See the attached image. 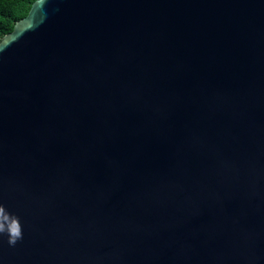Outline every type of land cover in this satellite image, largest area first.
<instances>
[{
  "label": "water",
  "instance_id": "water-1",
  "mask_svg": "<svg viewBox=\"0 0 264 264\" xmlns=\"http://www.w3.org/2000/svg\"><path fill=\"white\" fill-rule=\"evenodd\" d=\"M0 205V264H264V0H34Z\"/></svg>",
  "mask_w": 264,
  "mask_h": 264
},
{
  "label": "trees",
  "instance_id": "trees-1",
  "mask_svg": "<svg viewBox=\"0 0 264 264\" xmlns=\"http://www.w3.org/2000/svg\"><path fill=\"white\" fill-rule=\"evenodd\" d=\"M34 0H0V39L13 30L17 20L24 17Z\"/></svg>",
  "mask_w": 264,
  "mask_h": 264
},
{
  "label": "clouds",
  "instance_id": "clouds-1",
  "mask_svg": "<svg viewBox=\"0 0 264 264\" xmlns=\"http://www.w3.org/2000/svg\"><path fill=\"white\" fill-rule=\"evenodd\" d=\"M0 235L7 236L9 246H15L22 239V227L19 218L8 213L3 205H0Z\"/></svg>",
  "mask_w": 264,
  "mask_h": 264
}]
</instances>
